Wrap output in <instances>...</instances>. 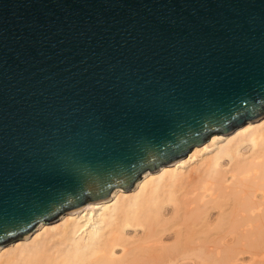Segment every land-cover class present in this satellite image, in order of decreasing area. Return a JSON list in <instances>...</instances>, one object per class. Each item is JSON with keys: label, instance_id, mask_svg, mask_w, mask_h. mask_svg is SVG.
I'll list each match as a JSON object with an SVG mask.
<instances>
[{"label": "water", "instance_id": "1", "mask_svg": "<svg viewBox=\"0 0 264 264\" xmlns=\"http://www.w3.org/2000/svg\"><path fill=\"white\" fill-rule=\"evenodd\" d=\"M264 114V0H0V245Z\"/></svg>", "mask_w": 264, "mask_h": 264}, {"label": "bare ground", "instance_id": "2", "mask_svg": "<svg viewBox=\"0 0 264 264\" xmlns=\"http://www.w3.org/2000/svg\"><path fill=\"white\" fill-rule=\"evenodd\" d=\"M264 264V114L0 245V264Z\"/></svg>", "mask_w": 264, "mask_h": 264}, {"label": "rangeland", "instance_id": "3", "mask_svg": "<svg viewBox=\"0 0 264 264\" xmlns=\"http://www.w3.org/2000/svg\"><path fill=\"white\" fill-rule=\"evenodd\" d=\"M249 257H250L249 255L241 256L242 264H248L250 262Z\"/></svg>", "mask_w": 264, "mask_h": 264}]
</instances>
